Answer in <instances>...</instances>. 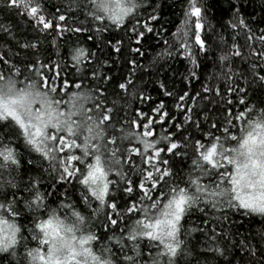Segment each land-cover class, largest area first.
I'll return each instance as SVG.
<instances>
[{
  "label": "snow or ice",
  "instance_id": "obj_1",
  "mask_svg": "<svg viewBox=\"0 0 264 264\" xmlns=\"http://www.w3.org/2000/svg\"><path fill=\"white\" fill-rule=\"evenodd\" d=\"M146 2L0 0V39L11 38L0 47V261L201 264L212 253L224 264H264V231L259 240L234 239L238 230L222 224L234 212L264 217V28L233 5L217 31L205 0H185L171 42L152 63L183 56L192 65L186 79H199L196 69L211 56L216 71L194 95L165 90L172 110L161 102L128 115L120 105L127 95L152 99L129 91L142 65L126 58L128 75L112 84L101 72L102 49L86 44L109 32L106 45L121 53L124 41L112 34L119 29L139 45L129 51L143 56L151 22L159 23L155 8L144 16ZM18 20L35 35L21 33ZM82 33L91 34L81 42ZM68 34L76 36L71 44ZM41 36L52 37L56 60L42 53ZM253 84L262 92L257 102L248 95ZM63 183L79 198L51 191ZM194 214L200 226H188ZM194 232L205 237L203 251L190 242Z\"/></svg>",
  "mask_w": 264,
  "mask_h": 264
},
{
  "label": "trees",
  "instance_id": "obj_2",
  "mask_svg": "<svg viewBox=\"0 0 264 264\" xmlns=\"http://www.w3.org/2000/svg\"><path fill=\"white\" fill-rule=\"evenodd\" d=\"M62 0H50V3L61 5ZM207 5V18L216 27L217 31H222L221 25L226 24L235 15V9L233 5L241 8V14L246 20H248L254 28H264V0H205ZM185 6V0H147L144 12V16L151 14L153 9L156 10V15L158 16L159 23L151 22L155 31L152 33H147V39L143 40V47L141 51L144 52L143 56H137L129 51V44L131 47H137L135 38L132 41L127 39V36L119 29H113L112 34L115 35L116 39H123L124 44L122 47V52L117 53L110 45H106V40L111 39V34L109 32H104L97 34L93 37V40L87 41L86 46H91L93 43L97 46L93 48V51L97 49H102V51H97L100 55L101 63L103 67L101 72L106 73L108 76L113 77L112 84L120 80L122 76H127L130 71V65L126 63L127 59H136L142 68L138 69L135 73L134 83L136 84L135 89H130V93L135 91L137 93H144L145 95L151 96V100L141 101L137 96L131 94L127 95L124 99L120 101L121 107L124 108L128 115L133 113L134 109H140L144 112H148L151 107H154L161 102H163L169 110H172V105L174 102L173 97L164 95L165 90L172 91L173 93L179 92L181 90L188 91L190 94L194 95L196 91L201 90V85L209 83L207 80L208 76H212L216 69L211 63V56L209 61L206 62V69H196L197 76L199 79L188 78L190 77V72L192 70V65L183 56L176 55L172 58H161L155 64L152 62L157 59V54H159L165 47L164 41H170V34L175 32L174 25H179L181 19L183 18V7ZM4 13H0V18H2ZM81 19H83L81 17ZM71 23V21H70ZM18 30L23 33L26 37H32L35 33L32 32L31 28L22 20H18ZM91 33L80 34L81 42L84 37ZM258 34V33H257ZM3 35V34H0ZM71 39L67 41L71 44L76 40V36L68 34ZM10 37L4 36L0 39V47H2L6 40H10ZM40 43L42 46V53L46 56H51L53 60L57 59L55 55L56 45L52 43V37L41 36ZM14 43V42H13ZM61 45V52L63 54L64 40L58 41ZM115 43V40H112ZM15 52H20L17 47L13 49ZM11 54V53H10ZM26 53L21 52L20 55L23 57ZM107 61V62H105ZM244 66L241 65V70ZM164 83L165 88H160V84ZM244 85L243 81H240ZM246 87V85H244ZM252 87L256 89L255 93L249 90V97L255 95L257 102L262 92L259 86L253 84ZM197 109L203 107V102H198L196 105ZM214 107V104L208 105L209 111ZM223 107V105H222ZM220 114L214 115V119ZM204 113L201 112V119ZM182 117H178L177 122ZM187 163V161L185 162ZM33 175L38 173L33 172ZM27 177L25 176V180ZM51 183L50 179H47L45 187L47 184ZM62 183V182H61ZM74 183V182H73ZM65 190H67L68 195L72 199L79 198V189L73 188L71 184L63 183L62 186L55 185L51 191L56 192V195L63 198ZM26 222V221H25ZM223 229L225 232L235 233L237 230L239 232L238 236L234 239H239L242 236L251 237L256 235V240H259V233L264 231V217L260 215L253 214V216H243L239 212H234L230 215L228 220H222ZM240 225H243L240 227ZM188 226H200V220L198 219V214H194L190 220ZM202 227L207 228L208 225H203ZM217 232L221 229L217 227ZM192 244H196L197 251H203L206 248L205 237L200 232H194L189 238ZM256 241L254 240L253 243ZM2 255V254H0ZM243 255V252L240 253ZM230 258V257H229ZM201 264L207 261V264H224L223 257H216L212 253H208L207 256L199 257ZM239 260V256H237ZM0 264H8L7 260L0 261Z\"/></svg>",
  "mask_w": 264,
  "mask_h": 264
}]
</instances>
